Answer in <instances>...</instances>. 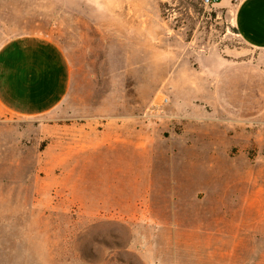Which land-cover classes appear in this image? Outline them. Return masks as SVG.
Masks as SVG:
<instances>
[{
    "label": "rangeland",
    "instance_id": "1",
    "mask_svg": "<svg viewBox=\"0 0 264 264\" xmlns=\"http://www.w3.org/2000/svg\"><path fill=\"white\" fill-rule=\"evenodd\" d=\"M239 1L0 0L1 32L72 67L53 113L0 108V264H264V58Z\"/></svg>",
    "mask_w": 264,
    "mask_h": 264
},
{
    "label": "crops",
    "instance_id": "2",
    "mask_svg": "<svg viewBox=\"0 0 264 264\" xmlns=\"http://www.w3.org/2000/svg\"><path fill=\"white\" fill-rule=\"evenodd\" d=\"M232 24L242 51L264 58V0H240ZM71 84L70 62L50 37L0 31V108L18 118L47 116L67 99Z\"/></svg>",
    "mask_w": 264,
    "mask_h": 264
},
{
    "label": "built area",
    "instance_id": "3",
    "mask_svg": "<svg viewBox=\"0 0 264 264\" xmlns=\"http://www.w3.org/2000/svg\"><path fill=\"white\" fill-rule=\"evenodd\" d=\"M204 1V3H206V4H209L212 0H203ZM165 102H168V99H165L164 100Z\"/></svg>",
    "mask_w": 264,
    "mask_h": 264
},
{
    "label": "trees",
    "instance_id": "4",
    "mask_svg": "<svg viewBox=\"0 0 264 264\" xmlns=\"http://www.w3.org/2000/svg\"><path fill=\"white\" fill-rule=\"evenodd\" d=\"M216 1H219V0H216Z\"/></svg>",
    "mask_w": 264,
    "mask_h": 264
}]
</instances>
